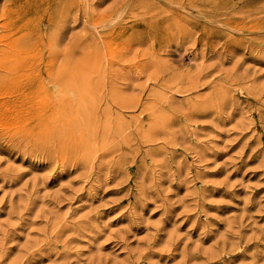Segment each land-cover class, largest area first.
I'll return each instance as SVG.
<instances>
[{
    "label": "rangeland",
    "instance_id": "374dc122",
    "mask_svg": "<svg viewBox=\"0 0 264 264\" xmlns=\"http://www.w3.org/2000/svg\"><path fill=\"white\" fill-rule=\"evenodd\" d=\"M0 264H264V0H0Z\"/></svg>",
    "mask_w": 264,
    "mask_h": 264
}]
</instances>
